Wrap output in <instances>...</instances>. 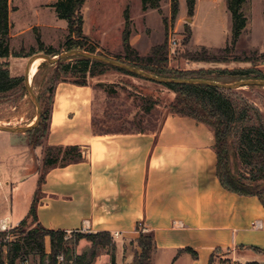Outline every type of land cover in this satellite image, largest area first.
<instances>
[{"label":"crops","instance_id":"0c3cea01","mask_svg":"<svg viewBox=\"0 0 264 264\" xmlns=\"http://www.w3.org/2000/svg\"><path fill=\"white\" fill-rule=\"evenodd\" d=\"M64 29L67 37V22ZM129 44L138 50L133 37ZM192 64L187 69L220 68ZM104 89L56 84L44 145L79 146L83 159L48 168L41 184L38 175L37 222L66 233L109 232L115 264H132L142 231L154 238L149 264H264V206L222 186L206 126L167 112L155 129H106L98 108ZM36 151L42 160L43 146Z\"/></svg>","mask_w":264,"mask_h":264},{"label":"rangeland","instance_id":"374dc122","mask_svg":"<svg viewBox=\"0 0 264 264\" xmlns=\"http://www.w3.org/2000/svg\"><path fill=\"white\" fill-rule=\"evenodd\" d=\"M53 1L10 0L9 2L11 34L13 35L10 39L12 54L7 58H0V64L7 63L10 74L23 77V82L21 88L0 95L1 126H26L34 120L37 114L36 105L26 92L24 85V76L27 71L25 64L28 56L18 57L13 54L25 55L34 50L35 53L29 56L35 55V60L29 67L31 70L39 62L45 60L44 56H53L68 51L63 48L67 34L64 29L66 21L58 17L56 19L55 11L50 6ZM179 7V12L174 18L171 13L170 0H160L157 9L148 8L146 10L142 9L141 0H86L82 12L86 21L85 31L89 38L88 44L95 46V49L99 47L104 53L112 55L107 57L115 59L114 57L117 56L123 59L125 54L123 33L127 27L129 29L128 40L130 41L133 37L138 45V50L131 48L141 56H148L155 47L163 45L160 52L163 55L166 54L165 64L171 70H183L194 66L193 62L188 59V52H201V47H206L212 54H227L223 49L231 45L232 17L226 0H199L192 17L187 14L186 0H180ZM242 11L247 18L246 27L234 43L230 54L233 56L264 54V0H247L242 6ZM188 25L191 29V36L185 43ZM37 37L46 46H52L58 52L46 54L44 51H39ZM173 40L176 44L171 46L170 42ZM100 50H96L95 53H102ZM103 55L106 56V54ZM69 61L71 60L66 59L64 62ZM59 62L44 65L33 76L31 86L37 98L43 96L50 98L51 88L56 81L75 79L70 73H65L61 67H57L56 64ZM208 65L220 66V68L247 67L252 63L229 62ZM256 68L261 75L259 77L263 78L251 76L248 79H264V63L261 62ZM87 82L94 87L105 86L101 93L103 101L99 102V104L102 103L98 108L103 110V118L104 116L107 118L104 120L105 127L109 130L155 129L164 114L169 111V104L175 97L174 92L160 83L115 69H108L102 74L88 77ZM223 91L237 108L246 106V102L256 107L264 123V86L245 85L223 89ZM250 113L252 119L248 122L256 123L255 114ZM102 115L100 113L99 116ZM199 123L206 126L214 138L212 128L202 122ZM97 127L99 128V125ZM32 137L35 136L28 133L0 131V231H6L9 239L16 237L14 234L17 232L13 228L26 216L37 185L38 175L41 176L44 172L43 159H40L36 151L37 146L29 142ZM231 163L233 164V160ZM235 165H231L232 170L240 173L243 182L248 183L250 167L240 158L236 160ZM258 182L264 184L261 180ZM7 217L9 224L4 228L2 220L5 221ZM34 226L35 223L28 218L26 227ZM86 233H66L65 239L70 240L71 253L69 255L71 256L68 258L60 254L56 264H76L75 257L91 246L86 237H83ZM112 244L99 250L92 264H111L113 246L116 254L114 239ZM49 250L50 244L47 241L46 251L49 252ZM222 256L227 258L228 253L224 252ZM31 258L34 260L37 257L32 255ZM226 260L231 262L230 259ZM17 264L22 263L20 261Z\"/></svg>","mask_w":264,"mask_h":264},{"label":"trees","instance_id":"16d2710c","mask_svg":"<svg viewBox=\"0 0 264 264\" xmlns=\"http://www.w3.org/2000/svg\"><path fill=\"white\" fill-rule=\"evenodd\" d=\"M86 0H56L52 7L59 19L67 22L68 35L63 44L65 50L77 49L95 53V46L88 44L89 38L83 32L84 16L82 7ZM247 0H226L228 10L232 17L231 45L226 46L223 51L227 54H212L206 47H201V52H188L190 62L206 63H229L245 62L252 63L246 68H208V69H183L171 70L166 67V54L160 52L162 46L155 47L148 56H141L136 50L131 48L128 40L129 29L126 27L123 33L124 59L115 56L114 58L129 65L142 69L148 73L162 78H191L205 79L221 83H228L251 76L259 77V70L256 68L261 62L264 63V54L233 56L231 50L234 43L246 27L242 6ZM10 0H0V58H7L12 53L10 50ZM160 0H141L143 10L148 8L157 9ZM171 13L175 18L179 12V0H170ZM196 0H186V10L188 16L192 17L195 12ZM128 18H126L127 20ZM185 43L189 41L191 29L186 28ZM38 49L46 54H56L57 49L46 46L39 37ZM35 51L25 55L20 53L14 56H30ZM103 55L102 53H97ZM70 59L69 62H64ZM61 60L57 67H61L65 73H70L74 80H58L51 88L50 98L39 97L41 106V118L39 124L31 131L27 132L32 137L30 144L33 146H43L42 168L44 172L40 176L39 184L43 181L45 171L54 166H65L83 159L82 149L79 146H48L44 145L48 131V121L50 118L53 93L56 84L60 81H70L78 85H88V77H94L104 73L108 69H115L126 74H132L126 70L115 68L97 60H92L83 56H73ZM41 66L40 68H42ZM261 76V75H260ZM23 77L12 76L7 63L0 64V95L17 88H21ZM175 93L174 99L169 104V113L190 117L197 122H202L211 127L214 132V150L217 155V175L220 183L229 191L240 195L257 196L264 206V123L259 110L246 102V106L237 108L231 98L224 94L223 89L206 84L189 83H165L162 84ZM108 90V89H107ZM252 112L256 116V123H249L252 119ZM45 122H47L45 124ZM250 167L248 183L243 182L240 173L232 170L239 159ZM233 160V164L231 161ZM232 165V166H231ZM36 198L31 202L27 215L13 228L17 233L14 239H9L6 231H0V264L7 260L8 264H16L29 257L31 254L35 258L32 264H56L60 254L70 258L71 249L69 239H65L66 232L62 230L48 229L37 222ZM31 218L35 226L27 228V220ZM91 243V246L75 257L76 264H92L98 251L112 244V235L107 231L86 233L83 235ZM49 241L50 250L46 251V241ZM137 244L140 249L134 255L132 264H149L152 253L155 249L154 238L151 233H140ZM113 245V244H112ZM188 249H183L182 251ZM3 254L5 256H3ZM196 256V253L193 252ZM211 262V261H210ZM111 264H115L114 246L111 256Z\"/></svg>","mask_w":264,"mask_h":264},{"label":"water","instance_id":"95a60500","mask_svg":"<svg viewBox=\"0 0 264 264\" xmlns=\"http://www.w3.org/2000/svg\"><path fill=\"white\" fill-rule=\"evenodd\" d=\"M73 56H83L92 60H97L100 61L102 63H105L107 65L113 66L115 68H119L122 70H126L128 72H131L135 75L141 76L147 80L153 81V82H157L160 84H165V83H189V84H206V85H210V86H215L217 88L220 89H230V88H237V87H241V86H245V85H259V86H264V79H243V80H238V81H233L230 83H221V82H216V81H211V80H205V79H191V78H181V79H175V78H162V77H158L156 75H153L151 73H148L142 69H139L137 67H134L132 65H129L123 61L117 60V59H113L104 55H100L97 53H91L88 51H84V50H79V49H72L60 54H56L53 56H44L45 60H43V62H41L37 68V70L41 67L44 66L46 64H53L56 63L58 61H61L63 59L66 58H70ZM35 60V55L31 56L28 60L27 63V71L26 74L24 76V85H25V89L26 92L29 94V96L32 98L34 104L36 105L37 108V114L35 116V120L32 124H28L26 126H17V127H13V126H1L0 125V131H4V132H12V133H27L31 130H33L40 121L41 118V106L40 103L38 101V98L36 97L33 88L31 86V81L29 79V74H30V65L32 64V62ZM37 72V71H36Z\"/></svg>","mask_w":264,"mask_h":264},{"label":"bare ground","instance_id":"6f19581e","mask_svg":"<svg viewBox=\"0 0 264 264\" xmlns=\"http://www.w3.org/2000/svg\"><path fill=\"white\" fill-rule=\"evenodd\" d=\"M40 63H41V62H39L37 65H35V66L30 70V74H29V79H30V81L32 80L33 76L35 75V73H36V71H37V68H38V66H39ZM34 120H35V118H34ZM34 120H33L30 124H32V123L34 122ZM2 221H3V222H2V226L5 228L6 223H5L4 220H2Z\"/></svg>","mask_w":264,"mask_h":264},{"label":"built area","instance_id":"2783aa9c","mask_svg":"<svg viewBox=\"0 0 264 264\" xmlns=\"http://www.w3.org/2000/svg\"><path fill=\"white\" fill-rule=\"evenodd\" d=\"M176 43H175V40H173L172 42H170V45L171 46H174ZM115 237L118 236V233H115L114 234ZM22 264H32V260H30L29 257L25 258L24 260L21 261ZM2 264H8L7 261H4Z\"/></svg>","mask_w":264,"mask_h":264}]
</instances>
